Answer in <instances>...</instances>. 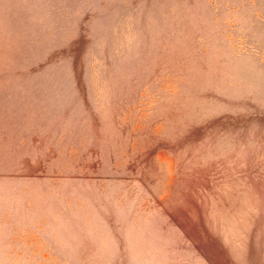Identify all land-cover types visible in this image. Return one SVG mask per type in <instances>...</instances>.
Returning <instances> with one entry per match:
<instances>
[{"label": "rangeland", "instance_id": "obj_1", "mask_svg": "<svg viewBox=\"0 0 264 264\" xmlns=\"http://www.w3.org/2000/svg\"><path fill=\"white\" fill-rule=\"evenodd\" d=\"M0 264H264V0H0Z\"/></svg>", "mask_w": 264, "mask_h": 264}]
</instances>
